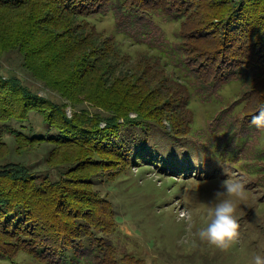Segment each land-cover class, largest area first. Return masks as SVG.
<instances>
[{
    "label": "trees",
    "instance_id": "trees-1",
    "mask_svg": "<svg viewBox=\"0 0 264 264\" xmlns=\"http://www.w3.org/2000/svg\"><path fill=\"white\" fill-rule=\"evenodd\" d=\"M105 19L113 25L107 36L96 29ZM124 43L141 53L133 59ZM10 52L60 102L0 74L1 262L146 264L117 260L105 239L113 212L91 172L125 176L142 161L162 174L206 178L220 167L176 163L162 147L191 145L195 136L214 146L197 145L199 153L238 171L252 156L259 177L251 186L264 207V146L251 152L264 129L250 123L264 107V0H0V57ZM233 83L242 87L238 101L221 106L204 131L194 128L191 100L220 104L211 99ZM44 145L55 179L21 160Z\"/></svg>",
    "mask_w": 264,
    "mask_h": 264
},
{
    "label": "rangeland",
    "instance_id": "rangeland-1",
    "mask_svg": "<svg viewBox=\"0 0 264 264\" xmlns=\"http://www.w3.org/2000/svg\"><path fill=\"white\" fill-rule=\"evenodd\" d=\"M96 27L98 32L106 36L113 29L110 19L98 21ZM176 29L174 25L166 27V36L170 41L173 40ZM120 46L127 47L126 43ZM141 51L142 49L138 47L132 49L127 47V53L133 59ZM21 62L22 59L16 52L1 56L2 77L18 78L31 92H37L39 96L59 103L57 95L41 87L35 76L24 66L21 67ZM241 88L237 83L230 84L211 99L220 104L208 107L200 106L199 102L193 98L190 103V110L194 115L193 127H199L198 129L204 131L207 119L221 106L224 108L233 101H238ZM243 105V101L239 102L234 108L235 112L242 110ZM78 107L94 112L87 108L88 105L85 102ZM70 109L67 105L65 113L68 118H71ZM236 116L239 119L242 117L241 113ZM38 122V118L33 117L31 125L37 127ZM103 127L104 124H100L99 128ZM37 128L41 129V126ZM162 140H160L161 143ZM204 140L207 141L204 143ZM208 140L209 138L206 139L203 135L195 136L194 144L181 143L180 148H169L167 143H162L164 149L168 148L172 151V161L176 163L203 160L208 168L220 167L219 171L212 173L209 171L206 178L196 174L192 177L162 174L154 168L147 167L150 163L142 161L131 165L129 173L125 176L121 171L115 173L116 169L106 170L104 173L98 169L91 172L94 175L90 178L93 180L92 184H95L100 195L109 202L113 212L116 227L114 232L105 239L109 240L115 248L117 260L120 257L130 256L146 264H253L254 255L264 256V207L257 203L262 191L251 186V181L259 177V174L254 171L256 162L251 155H248L244 162L239 163L241 171H238L237 166L230 167L229 164L214 161L213 156H204L198 152V146L207 149L214 147ZM263 146L264 135L253 143L251 152L254 148L257 150ZM49 149L44 145L29 157H22L21 160L26 162L34 172L47 174L55 179L58 171L50 170L45 166L44 160ZM144 153L148 155L145 150ZM226 167L229 168L230 174L242 177L246 181L249 196L246 201L240 203L237 210L240 224L239 239L227 251H222L207 242L200 241L195 233L205 226L208 205L214 202V193L219 190L220 182L227 178L223 172V168ZM169 172L171 170L167 171ZM185 211L190 212L193 217L191 232L187 231V225L181 219V213ZM0 264L9 263L0 261Z\"/></svg>",
    "mask_w": 264,
    "mask_h": 264
},
{
    "label": "clouds",
    "instance_id": "clouds-1",
    "mask_svg": "<svg viewBox=\"0 0 264 264\" xmlns=\"http://www.w3.org/2000/svg\"><path fill=\"white\" fill-rule=\"evenodd\" d=\"M250 123L257 129H264V107L252 115ZM223 172L227 178L220 182L219 190L214 193V202L208 205L205 226L201 227L195 236L219 250L227 251L239 239L237 210L240 203L248 199L249 193L242 177L230 174L227 168H223ZM181 219L185 221L187 231L191 232L192 214L182 212ZM253 264H264V256L254 255Z\"/></svg>",
    "mask_w": 264,
    "mask_h": 264
}]
</instances>
